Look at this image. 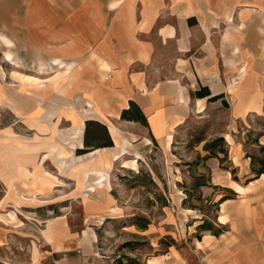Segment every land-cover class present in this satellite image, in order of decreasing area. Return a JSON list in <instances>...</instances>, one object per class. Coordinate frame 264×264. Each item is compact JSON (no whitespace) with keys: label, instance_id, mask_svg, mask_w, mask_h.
I'll use <instances>...</instances> for the list:
<instances>
[{"label":"rangeland","instance_id":"374dc122","mask_svg":"<svg viewBox=\"0 0 264 264\" xmlns=\"http://www.w3.org/2000/svg\"><path fill=\"white\" fill-rule=\"evenodd\" d=\"M24 1L0 0V31L8 28L15 38L11 45L0 37V264H148L150 258L157 264H188L196 241L214 229L223 188L217 182L228 183L230 174L229 184L240 180L229 157L230 132L235 140L244 136L254 171L264 168L259 143L264 142V35L258 31L264 7L250 37L255 68L247 83L231 80L233 89L214 101L210 96L203 111L192 91L188 114L171 118V128L159 112L151 124L147 117L146 122L129 119L134 107L124 118V109L116 110L121 102L90 83L86 35L76 53L70 40L46 47L28 42L21 27ZM119 2L111 1V7ZM78 7L75 11L86 9ZM73 24L79 32L87 29L85 20ZM61 30L60 39L72 33ZM39 39L52 40L50 34ZM7 45L16 61L1 51ZM54 57L76 63L65 71ZM247 104L253 111L236 118ZM92 110L106 122L87 113ZM108 122L125 137V150L116 158L119 147ZM169 129L173 140L166 146ZM109 141L113 145L102 146ZM94 148L100 150L88 154ZM137 154L138 170L124 166ZM41 177L52 183L41 188Z\"/></svg>","mask_w":264,"mask_h":264},{"label":"crops","instance_id":"0c3cea01","mask_svg":"<svg viewBox=\"0 0 264 264\" xmlns=\"http://www.w3.org/2000/svg\"><path fill=\"white\" fill-rule=\"evenodd\" d=\"M111 1L25 0L28 7L21 27L30 43L46 47L70 40L77 47L75 53L81 51L79 38L86 35L87 76L103 94L121 102L118 113L134 101L150 124L157 112L170 123L171 118L188 114L185 104L192 91L207 86L210 95L194 98L206 103L210 96L228 94L231 80L241 78L247 83L252 75L255 50L250 37L259 28L264 0H121L115 7ZM80 5L86 9L75 11ZM78 20L87 21L86 31L75 28ZM8 21L13 23L14 17ZM261 27L258 31L264 35V23ZM61 29L72 33L57 38ZM0 32V37L15 44L8 28ZM48 34L52 40L39 39ZM1 51L13 54L8 45ZM181 100L184 104L176 105ZM252 111L240 108L236 118ZM230 136L229 157L240 180L229 184L230 174L228 183L217 182L223 188L216 198L214 229L196 241L188 264H264V172L256 173L251 167L244 136L236 140L232 132ZM148 264H157L156 258Z\"/></svg>","mask_w":264,"mask_h":264},{"label":"bare ground","instance_id":"6f19581e","mask_svg":"<svg viewBox=\"0 0 264 264\" xmlns=\"http://www.w3.org/2000/svg\"><path fill=\"white\" fill-rule=\"evenodd\" d=\"M5 58H8L9 60H15L16 61V59H14L13 58V54L11 53V52H5ZM54 61H58V63L59 64H62V63H64V67H65V71L66 70H69L70 68H72L74 65H75V63H76V61H74V60H70V61H67V62H64L63 60H61L59 57H54ZM13 62V61H12ZM243 66V65H242ZM3 71V70H2ZM36 78V77H35ZM37 80V79H36ZM238 80L239 79H236V80H234L233 81V83L234 84H236L237 82H238ZM144 84V83H143ZM233 84V85H234ZM233 85H229V89L230 90H232L233 89ZM149 89V88H148ZM148 89H147V91H148ZM142 90V89H141ZM150 90V89H149ZM143 93H145L144 92V90H143ZM147 94V93H146ZM186 99V98H185ZM202 99H204V97L202 98ZM188 100V99H187ZM182 101V100H181ZM185 101V100H184ZM183 101V102H184ZM187 104V103H186ZM197 109H199V111H203L204 110V103H202V100H198L197 101ZM123 108V107H122ZM249 109H252V106H251V104H247V106L244 108V111H248ZM257 111L258 112H260V109L258 108L257 109ZM87 113H89L90 115H92V116H94L95 118H98V119H100V120H102L103 122H106L105 121V119H104V117H103V115H101V114H99V113H97V112H95V111H88ZM120 115V114H119ZM183 119V118H182ZM173 122L175 123V119L173 120ZM182 122V121H181ZM174 123H172V124H174ZM178 123H179V121H178ZM108 125H109V128L111 129V131H112V133L116 136V146H118L119 147V149H118V151H115L114 153H113V157L114 158H116V157H118L119 155H121L123 152H124V150H125V141H124V139H125V137L124 136H121V137H119L118 135V133H120V132H118V129H116L111 123H109L108 122ZM172 125H171V123L168 125L167 124V127H171ZM167 127H166V129H167ZM172 128V127H171ZM174 129V128H173ZM172 140H173V134L171 133V130L169 129V131H167L166 130V135H165V143H166V146H169L170 144H171V142H172ZM77 145H79V146H82V141L80 140L78 143H77ZM114 147H103L102 149H105V150H109V149H113ZM100 150V148H94V149H92V151H90L88 154H92V153H96V152H98ZM63 152H67V151H63ZM69 152V151H68ZM138 158H139V155L137 154L135 157H133V158H130V159H126V160H124V166H126V167H128V168H130V169H133V170H138L139 169V163H138ZM71 162H73L72 160H71ZM70 163V162H69ZM66 164V163H65ZM68 164V163H67ZM75 164V163H74ZM78 164H80V163H78ZM68 166H70V165H68ZM77 166V165H76ZM75 166V167H76ZM45 168V167H44ZM20 169H21V171H22V173L25 175L26 174V171H27V167H26V165L25 164H22L21 166H20ZM46 170V169H45ZM46 171H48V170H46ZM106 171V170H105ZM53 174V173H52ZM62 174V173H61ZM97 174V173H96ZM56 175V174H55ZM104 176H105V173L104 172H102L101 170H100V172H99V175H98V182L99 183H101V181L103 180V178H104ZM44 179L41 177L40 178V187L41 188H43V187H45V186H48L49 184H51L52 183V180H50L49 178H47V179H45L44 181H43ZM60 180V179H59ZM54 185V184H53ZM44 193V192H43ZM113 208V207H112ZM15 214V213H14ZM222 219H224L225 220V217L224 216H222L221 217ZM105 220V219H104ZM198 243V245H202L203 246V244L200 242V241H198L197 242Z\"/></svg>","mask_w":264,"mask_h":264},{"label":"trees","instance_id":"16d2710c","mask_svg":"<svg viewBox=\"0 0 264 264\" xmlns=\"http://www.w3.org/2000/svg\"><path fill=\"white\" fill-rule=\"evenodd\" d=\"M210 93L211 92L207 86H202L201 89L196 91V96L197 97H204V96L210 95ZM222 95L223 94L214 95L210 98V100L214 101V100L218 99L219 97H221ZM130 103H131V106L127 109H124L122 116L124 118H127L128 114H130V112L133 109L132 107H134L136 109V114L130 115L131 117L129 116L128 118L140 120L142 122H146V116L143 113V111L141 110V108L138 106V104L134 101H131ZM111 145H113V143H112V141H109L108 143L103 144L102 146H111ZM259 172H264V168H262Z\"/></svg>","mask_w":264,"mask_h":264}]
</instances>
